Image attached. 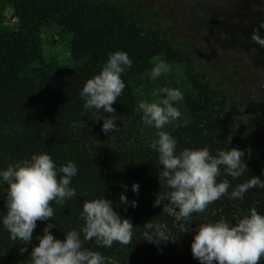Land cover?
<instances>
[{
	"label": "trees",
	"instance_id": "16d2710c",
	"mask_svg": "<svg viewBox=\"0 0 264 264\" xmlns=\"http://www.w3.org/2000/svg\"><path fill=\"white\" fill-rule=\"evenodd\" d=\"M5 5L18 19L14 30L1 22ZM54 24L69 35V52L79 65L54 72L44 67L26 70L41 57L40 31ZM116 50L127 52L133 63L122 74L126 86L113 104L118 131L106 135L101 131L102 121L94 122V112L84 110L79 92L86 80L99 72L108 53ZM159 55L169 61L182 60L157 34L144 32L108 4L86 0H0V168L33 153L46 152L57 166L71 160L78 170L70 185L76 195L63 204L51 202L53 217L37 221L32 243L23 254L19 251L23 242L12 239L0 224V264H30L32 245L38 243L36 236L42 234L46 223L56 225L50 231L62 240L64 233L83 225L82 202L103 196L114 202L115 211L130 219V241H114L105 248L88 240L83 247L101 252L116 264H199L190 251L196 225L221 218L235 224L252 207L264 214V188L248 189L243 199L229 198L228 193L250 175L264 181V156L252 147L233 142L237 124L233 106L222 91L198 74L189 75L188 87L182 92L187 119L168 132L176 138L178 150L207 147L213 154L229 147L245 150L248 172L234 179L221 169L217 180L229 181L228 193L186 220H176L164 211L167 201L153 206L156 194L163 195L168 189L163 182L159 185L161 165L158 154L149 147L151 140L134 141L130 137L136 110L132 81L147 72L151 60ZM133 182L139 183L138 195L131 190ZM122 192L129 201L137 202L136 207L120 203ZM2 195L0 189V215L6 211ZM145 233L153 239L163 234L169 241L147 242ZM258 264H264V256Z\"/></svg>",
	"mask_w": 264,
	"mask_h": 264
},
{
	"label": "clouds",
	"instance_id": "9594fccd",
	"mask_svg": "<svg viewBox=\"0 0 264 264\" xmlns=\"http://www.w3.org/2000/svg\"><path fill=\"white\" fill-rule=\"evenodd\" d=\"M250 40L264 46V36L258 32H254ZM132 63L125 51L108 53L99 72L87 79L79 92L84 110L94 112L91 118L94 122L102 121L101 131L106 135L118 131L113 104L126 86L122 74ZM169 70V64L161 60L153 65L149 78L156 80ZM152 96L155 99H141L138 109L142 113V122L156 129L149 147L158 154L161 165L159 185L163 182L168 189L163 195L156 194L153 206L167 201L162 209L174 215L176 220H186L194 212H204L210 203L228 193L229 181L217 180L221 169L234 179L248 172L245 150L229 147L228 150L218 149L215 154L207 147L178 150L176 138L164 128L181 117L175 104L183 99V93L177 88L163 86L153 90ZM247 151L250 153L251 149ZM77 171L73 161L57 166L46 152L33 153L29 158L0 168V189L3 190L6 209L0 215V224L12 239L23 242L24 246L19 249L21 254L32 243L37 221H48L53 217L51 202L63 204L76 195L70 185ZM124 187L127 189L126 185ZM139 187L138 182H133L132 192L138 195ZM253 187L264 188V181L259 176L250 175L248 180L237 184L228 193L229 198L243 199V194ZM119 201L124 205L130 203L132 207L137 205L135 200H128L125 192L119 195ZM114 206V202L105 196L84 200L80 212L83 225L78 230L64 233L62 240L50 231L56 225L46 223L42 234L36 236L38 243L32 245L30 264H116L114 259L101 252L83 247V242L88 240L105 248H110L114 241L129 243L133 224L115 211ZM194 233L190 251L199 264H258L264 256V214L254 207L249 208L235 224L221 218L196 225ZM145 236L144 241L151 243L169 241L163 234L159 239H153L148 233Z\"/></svg>",
	"mask_w": 264,
	"mask_h": 264
},
{
	"label": "rangeland",
	"instance_id": "374dc122",
	"mask_svg": "<svg viewBox=\"0 0 264 264\" xmlns=\"http://www.w3.org/2000/svg\"><path fill=\"white\" fill-rule=\"evenodd\" d=\"M86 1L116 8L144 32L157 34L182 59L169 61L156 56L149 70L133 79L136 110L130 137L134 141H150L156 133L142 122L138 102L155 99L153 90L163 86L183 92L189 75L198 74L222 91L233 106L237 123L233 142L264 156V46L250 40L254 32L264 36V0ZM1 14L5 28H17L18 19L9 6L5 5ZM40 40L41 57L26 70L44 67L54 72L79 65L71 58L69 35L58 25L43 28ZM161 60L170 70L151 80L150 70ZM177 104L181 117L165 125V131L187 119L182 100Z\"/></svg>",
	"mask_w": 264,
	"mask_h": 264
}]
</instances>
